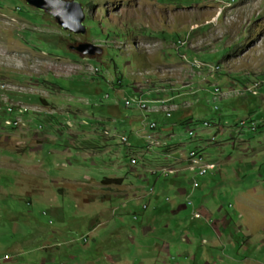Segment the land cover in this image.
<instances>
[{
  "label": "rangeland",
  "instance_id": "374dc122",
  "mask_svg": "<svg viewBox=\"0 0 264 264\" xmlns=\"http://www.w3.org/2000/svg\"><path fill=\"white\" fill-rule=\"evenodd\" d=\"M78 1L85 33L0 0V156L35 147L40 165L0 166V264H264V88L240 89L264 79V0ZM136 97L173 98L172 116L126 105ZM194 150L217 167L193 194ZM178 182L215 205L216 225L192 206L166 213L189 196ZM156 206L165 250L161 231H139Z\"/></svg>",
  "mask_w": 264,
  "mask_h": 264
},
{
  "label": "crops",
  "instance_id": "0c3cea01",
  "mask_svg": "<svg viewBox=\"0 0 264 264\" xmlns=\"http://www.w3.org/2000/svg\"><path fill=\"white\" fill-rule=\"evenodd\" d=\"M150 50L151 49H147V52H150ZM206 125V124H205ZM156 133H154V135H155ZM35 151H37V149L35 148V147H29V149H28V151L26 150V151H24L23 153H21L22 154V156L23 157H25V159H26V162H24V159L22 160V156H21V158L19 159V160H17V161H15V159H13V160H9L10 158H11V156H0V160H1V158H6V160H4V161H0V166H3V165H7L8 167H16L17 169H19V170H23V172L24 173H26V174H30V173H36L37 171H35V170H38L37 168L40 166H38L37 165V163H35L34 161H31V159H30V156L35 152ZM25 154V155H24ZM167 155V154H166ZM176 159H177V162L178 163H182V161L184 162V163H182L183 165H185L186 166V160H188V157L186 158V157H184V156H177L176 157ZM192 159V158H191ZM192 160H194V159H192ZM197 160V159H196ZM194 160V162H193V164L190 166V167H193L194 165H199L200 166V161L199 160ZM201 166H202V163H201ZM165 170V169H164ZM169 170H170V172L172 171V172H177V169H175V168H173V169H170L169 168ZM33 171V172H32ZM164 172V171H163ZM186 172H190V171H188V170H186ZM174 187L176 188V190H177V193L179 194V195H185L186 194V197H187V195H190V193L188 194V192H187V189L185 188V187H183V185L180 183V182H178V183H176V184H174ZM143 190V195L145 196L147 193L145 192V190L144 189H142ZM191 190H192V192H193V194L196 192V190H197V188L196 189H192V187H191ZM200 192V191H199ZM198 192V193H199ZM200 194H202V192H200ZM191 196V198H192V195H190ZM200 197H201V195H200ZM193 199V198H192ZM194 200V203H195V206H197V207H192V212H193V210H194V208H196V209H199L202 213H203V219L207 222V223H209V222H214V225H216V223H217V219H216V216H215V214H214V211H215V205H213V204H211L210 202H208L207 200H203V198H200L199 199V202L198 201H196L195 199H193ZM186 204V205H185ZM145 206V205H144ZM188 206H190V205H188L187 204V199H186V203H183L182 205H178L177 206V204H174V205H172L171 207L168 205V207H167V212L166 213H168L169 215H172V216H178L179 215V213L184 209V208H187ZM146 208H148V205H147V207ZM153 210L151 211V213H149L148 215H146L144 218H143V220H142V222H141V224H140V232H141V235H144V236H147L149 233H158V232H160L161 231V235L164 237V239H165V245H164V247H163V250H165L166 249V247H168V238H172L174 235H171V234H169L168 232L170 231V232H172L173 230H171V228H170V226H168V228H166V230L167 231H164V228L165 227H162V229L159 231V227H157V226H150V224L149 223H151V222H156L157 220H158V218L160 217V219H161V215L159 214V211H158V207L156 206V207H153L152 208ZM220 209H222L221 207L219 208V210ZM223 210H224V208L222 209V211L219 213L220 214V222L222 221V223H223V221H226L227 222V218L229 217V214L227 213V214H225V213H223ZM156 211H158V212H156ZM165 213V214H166ZM167 215V214H166ZM211 216H212V218H211ZM210 224V223H209ZM183 227H184V225H182ZM213 227H215V226H213ZM192 231V229H187V228H185V229H183V232H185L186 231V233H189V232H191ZM92 233L94 232V230L92 229V231H91ZM139 232V233H140ZM190 234V233H189ZM187 236V235H186ZM188 237V236H187ZM167 244V245H166ZM159 248V245H156V248L155 249H158ZM3 259H5L4 257H3Z\"/></svg>",
  "mask_w": 264,
  "mask_h": 264
},
{
  "label": "built area",
  "instance_id": "2783aa9c",
  "mask_svg": "<svg viewBox=\"0 0 264 264\" xmlns=\"http://www.w3.org/2000/svg\"><path fill=\"white\" fill-rule=\"evenodd\" d=\"M264 88V83H255L253 82V84L251 85H247V86H244L241 89V91L243 93H250V94H253V95H258L260 93V90ZM235 90H237V88H234ZM232 90H228V91H225V92H232ZM215 94L216 93H219V92H224L222 91L221 89H219L218 87L215 88ZM173 98H169V99H164V98H159V99H156V100H153L151 103L153 105L150 104L149 101H146V100H143L141 98H138L136 97V99H127L126 100V105L129 106V107H132V106H135L137 105V107H139L140 109L142 110H147V111H159V110H162L164 111V113L166 114L167 117H171L172 116V113H173V108H172V103H171V100ZM9 104L10 103H6L5 105H1L0 104V109L2 110H9ZM217 108V107H216ZM24 110H28L26 107H24ZM248 124V122L244 121V125ZM249 127H251V129L253 130L254 128H256V124L251 121L249 122ZM146 127L147 129L148 128H157L158 127V124L157 122L154 123V122H151L149 123V125L146 124ZM124 141H128L127 140H124ZM151 142V141H149ZM150 145V143H149ZM155 147V146H154ZM189 155H198L199 157H203L202 156V153L200 151H190L189 152ZM217 165L216 166H193V167H187L186 170L190 171L191 173H194V176H193V183H192V189H196L200 186V182L199 180L197 179V176H204L206 174H208L210 171H214L216 169ZM176 172H160V174H163L164 176H171L173 174H175ZM187 204L192 206V207H195V203H194V200L191 198V196L189 195L187 197ZM193 215L195 218H200L203 216L202 212L199 210V209H196L194 208L193 210ZM5 259L8 258V255L6 254L4 256Z\"/></svg>",
  "mask_w": 264,
  "mask_h": 264
},
{
  "label": "water",
  "instance_id": "95a60500",
  "mask_svg": "<svg viewBox=\"0 0 264 264\" xmlns=\"http://www.w3.org/2000/svg\"><path fill=\"white\" fill-rule=\"evenodd\" d=\"M28 4L40 10L49 12L55 17L60 26L72 33H85V13L78 0H26ZM76 50L81 54L101 53L103 49L91 42H82Z\"/></svg>",
  "mask_w": 264,
  "mask_h": 264
},
{
  "label": "bare ground",
  "instance_id": "6f19581e",
  "mask_svg": "<svg viewBox=\"0 0 264 264\" xmlns=\"http://www.w3.org/2000/svg\"><path fill=\"white\" fill-rule=\"evenodd\" d=\"M235 2V1H234ZM217 67H219V66H217ZM220 69V68H219ZM255 83H264V79H262V80H257ZM154 87H156V85L154 86ZM157 88V87H156ZM158 89V88H157ZM154 90H155V88H154ZM25 107V106H24ZM23 107V108H24ZM13 108L18 112V113H25L26 111H28V110H24V109H20V107H19V109H17L18 107L16 106V105H13ZM27 108V107H26ZM14 109H12V108H10V111L12 112ZM19 116H21V115H19ZM5 119H6V117H5ZM17 120H20L19 118L17 119ZM18 123V121H16V124ZM206 125H209L210 126V124L209 123H206ZM243 125H244V122H243ZM151 130H153V131H156L157 130V128H150ZM256 129V128H255ZM255 129H253V130H255ZM149 134H147V138H148V140L150 139V141H154L155 140V135H154V132H153V134H152V132L150 131V132H148ZM124 137V136H123ZM122 137V138H123ZM126 137V136H125ZM128 139V138H127ZM127 139H125V140H127ZM123 140V139H122ZM194 151H198V150H194ZM203 156V155H202ZM191 157H192V159H194V160H196V158H197V160H199L201 163H202V166H215V165H212L211 163H206L205 161H204V158L203 157H198V155H191ZM196 160V161H197ZM139 162V161H138ZM198 162V161H197ZM199 163V162H198ZM201 163H200V166H201ZM134 165V164H133ZM176 169V168H175ZM170 172V170H168V169H165L164 170V172Z\"/></svg>",
  "mask_w": 264,
  "mask_h": 264
},
{
  "label": "trees",
  "instance_id": "16d2710c",
  "mask_svg": "<svg viewBox=\"0 0 264 264\" xmlns=\"http://www.w3.org/2000/svg\"><path fill=\"white\" fill-rule=\"evenodd\" d=\"M133 47L135 48V50H138L139 51V49L141 48L140 46H137L136 44H134L133 45ZM109 181V180H107V179H104V181ZM114 181H116V182H121L122 181V179H114ZM145 208L147 207L146 205L144 206Z\"/></svg>",
  "mask_w": 264,
  "mask_h": 264
},
{
  "label": "clouds",
  "instance_id": "9594fccd",
  "mask_svg": "<svg viewBox=\"0 0 264 264\" xmlns=\"http://www.w3.org/2000/svg\"><path fill=\"white\" fill-rule=\"evenodd\" d=\"M140 43H141V42H139V43H136V45H137V46H139V45H141V44H142V43H141V44H140ZM254 82H255V81H254ZM251 84H253V82H252ZM245 86H246V85H245ZM235 88H236V87H235ZM261 90H262V89H261ZM245 94H246V93H245ZM259 94H260V93H259ZM259 94H258V95H259ZM251 121H253V120H251ZM6 127H7V126H6ZM256 128H257V125H256Z\"/></svg>",
  "mask_w": 264,
  "mask_h": 264
}]
</instances>
